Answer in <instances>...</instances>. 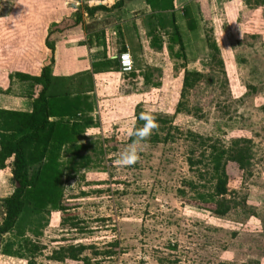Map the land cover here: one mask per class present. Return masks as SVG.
I'll use <instances>...</instances> for the list:
<instances>
[{
    "label": "rangeland",
    "instance_id": "rangeland-1",
    "mask_svg": "<svg viewBox=\"0 0 264 264\" xmlns=\"http://www.w3.org/2000/svg\"><path fill=\"white\" fill-rule=\"evenodd\" d=\"M117 3L0 0V94H35L34 84L16 75L50 65L45 39L99 33L120 20ZM197 3V10L179 20L183 51L166 36L163 50L155 51L156 21L138 20L144 34L132 55L134 76L101 81L93 96L96 127L77 141L86 148L60 153L58 188L68 210L48 205L24 215L18 226L22 237L2 236L0 264H264V8L247 7L243 0ZM99 4L109 10L87 16ZM213 43L224 72L211 64ZM184 70L215 81L189 92L183 101L190 113L175 115ZM83 79L65 88L90 89ZM142 112L153 115L157 126L138 146L139 159L120 166L115 161L132 142L129 130L143 125ZM188 133L210 141L201 146ZM238 138L251 141V166L241 171L226 165V198L235 207L217 217L196 194L208 191V177L200 178L202 166L190 167L188 159L208 155L212 146L224 151ZM70 160L83 168L70 171ZM0 185L1 201L14 184L0 180ZM3 217L0 202V222ZM23 239L39 248L32 259L22 256ZM69 245L86 247L80 260L55 261V252Z\"/></svg>",
    "mask_w": 264,
    "mask_h": 264
},
{
    "label": "trees",
    "instance_id": "trees-1",
    "mask_svg": "<svg viewBox=\"0 0 264 264\" xmlns=\"http://www.w3.org/2000/svg\"><path fill=\"white\" fill-rule=\"evenodd\" d=\"M124 0H119L115 8H119ZM132 1V0H131ZM151 9L149 19L156 21V27L152 31L151 46L155 51L163 50V37H168L170 43L177 44L179 51H183L184 45L176 25L174 16L173 0H142ZM250 8H264V0H243ZM97 10H106L105 7L97 6L87 10L88 16H93ZM170 30V31H169ZM44 41L46 48L53 55L55 42ZM212 51L211 64L216 65L221 72L223 62L218 56L219 51L213 43L210 45ZM125 48H122V51ZM50 65L44 66L39 75L29 76L18 73L16 78L24 82H32L40 87V91L32 102L30 113L0 109V174L9 172L11 174L14 190L0 202L4 208V217L0 222V241L2 236L15 232L22 237L18 229L24 215L36 213L38 210L50 205L59 211H67L68 207L61 202L59 181L62 175L59 157L62 150H70L78 153L85 149V145L77 143L87 130L96 127L91 114L93 104L85 91L72 92L65 88L59 80L51 76ZM111 73L121 74L116 61L112 64ZM128 76L133 77L131 72ZM215 79L197 71L184 70L180 89V100L175 106V115L186 113L184 99L200 83L212 84ZM65 88V89H64ZM81 88V86H80ZM137 122H140L137 119ZM193 142L205 145L210 139H204L193 133H188ZM132 141V138L130 139ZM251 141L244 138L234 139L230 148L219 151L213 149L208 155H201L200 159H188L190 167L202 166L198 170L199 177L207 176V183L210 187L206 193H196L205 210H208L217 217H225L235 207L234 201L227 199L228 176L226 165L234 163L239 170L251 166L252 151ZM74 171L83 168V165L71 161ZM69 162V163H70ZM192 189L196 185L190 184ZM205 188V186H204ZM22 256L34 257L39 248L30 240L23 239ZM84 246H73L61 248L59 253L55 252L54 260L63 261L68 257L73 261L80 260ZM110 254V253H108ZM85 260V259H83Z\"/></svg>",
    "mask_w": 264,
    "mask_h": 264
},
{
    "label": "crops",
    "instance_id": "crops-1",
    "mask_svg": "<svg viewBox=\"0 0 264 264\" xmlns=\"http://www.w3.org/2000/svg\"><path fill=\"white\" fill-rule=\"evenodd\" d=\"M197 2L199 0H173L174 16L180 36L179 20L183 21V18H187L190 12L197 10ZM107 9L103 11H107ZM115 9L114 12L119 13L118 19H120L115 25L105 27L99 33L96 31V33L90 34L74 32L61 36L54 43L55 52L53 55L51 54L52 59H54V63L51 65V76L59 80L62 85L69 84L68 81L82 79L83 77L90 81L92 87L83 91H85L84 94L89 97V101L92 104L95 100L94 94L97 95L98 90L101 89V81L107 76L121 75L111 73L112 64L114 61L118 63L116 56L125 50H128L131 56L134 54V48L140 46L142 34H144L138 20L152 13L149 6L142 0H124L121 6ZM123 47L125 50L122 51ZM40 71L26 72L24 74L37 76ZM34 87L37 90L33 95L12 97L7 93L0 94V109L30 113L33 99L40 91L39 86L34 84ZM94 110L93 105V112ZM91 117L96 122L92 114ZM0 180L3 183H8L12 180L11 174L9 172L0 174ZM12 192L13 190H11Z\"/></svg>",
    "mask_w": 264,
    "mask_h": 264
},
{
    "label": "clouds",
    "instance_id": "clouds-1",
    "mask_svg": "<svg viewBox=\"0 0 264 264\" xmlns=\"http://www.w3.org/2000/svg\"><path fill=\"white\" fill-rule=\"evenodd\" d=\"M138 118L143 121V125L129 130L128 135L132 137V142L119 154L115 161L120 166L131 165L139 159L138 146L150 136L152 130L157 126L155 117L149 113L142 112Z\"/></svg>",
    "mask_w": 264,
    "mask_h": 264
},
{
    "label": "built area",
    "instance_id": "built-area-1",
    "mask_svg": "<svg viewBox=\"0 0 264 264\" xmlns=\"http://www.w3.org/2000/svg\"><path fill=\"white\" fill-rule=\"evenodd\" d=\"M118 61V69L121 74H130L134 70L133 58L128 50L116 56Z\"/></svg>",
    "mask_w": 264,
    "mask_h": 264
}]
</instances>
